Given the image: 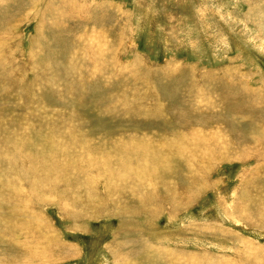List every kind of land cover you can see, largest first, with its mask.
Instances as JSON below:
<instances>
[{"label":"rangeland","instance_id":"obj_1","mask_svg":"<svg viewBox=\"0 0 264 264\" xmlns=\"http://www.w3.org/2000/svg\"><path fill=\"white\" fill-rule=\"evenodd\" d=\"M0 264H264V0H0Z\"/></svg>","mask_w":264,"mask_h":264}]
</instances>
